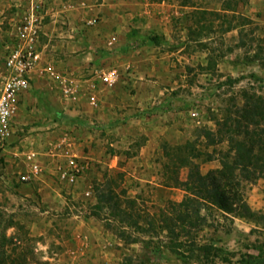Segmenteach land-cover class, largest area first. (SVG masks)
<instances>
[{
    "label": "rangeland",
    "instance_id": "rangeland-1",
    "mask_svg": "<svg viewBox=\"0 0 264 264\" xmlns=\"http://www.w3.org/2000/svg\"><path fill=\"white\" fill-rule=\"evenodd\" d=\"M16 2L0 0L2 30L25 10L26 2L19 10ZM40 17L43 57L68 70L76 90L33 80L12 135L0 145V263L196 264L166 250L158 255L152 246L167 239L163 214L193 196L176 182L189 171L179 157L203 175L231 164V138H244L231 119L245 99L264 98V0H44ZM86 51L99 56L83 61L79 54ZM93 60L117 68L112 86H90L96 97L83 81L89 69L83 63ZM258 122L248 129L257 132L264 126ZM240 124L247 126L244 119ZM177 146L185 147L172 150ZM29 152L42 171L25 182L19 171L27 169ZM69 154L86 164L73 185L56 175ZM233 176V188L260 221L199 198L202 220L192 235L231 252L230 263L214 264L264 255V172L243 177L235 170ZM105 180L122 200L133 201L141 226L154 221L149 233L129 230L135 243L119 239L118 223L85 195Z\"/></svg>",
    "mask_w": 264,
    "mask_h": 264
},
{
    "label": "trees",
    "instance_id": "trees-1",
    "mask_svg": "<svg viewBox=\"0 0 264 264\" xmlns=\"http://www.w3.org/2000/svg\"><path fill=\"white\" fill-rule=\"evenodd\" d=\"M223 10L235 11L231 8H223ZM234 17H238L236 18L238 20H247L242 16ZM236 27L230 26L228 30ZM153 40L156 41V38ZM250 99L251 97L249 100L245 99L242 105L238 106L237 119H231L235 121L236 129L238 128L240 131L243 129L242 131H244L243 139L231 138V143L236 152L231 164L224 161L220 170H213L203 175L197 166H191L186 156L179 157L182 164L189 166V171L185 181L178 182L176 180V182L182 184L193 196H185L182 201L172 205L169 213L163 214L160 220L161 228L166 231L167 239L162 244L154 242L152 246L154 253L163 255L166 250L176 259L181 260L182 263L193 261L196 264H214L216 259L230 263L228 255L231 252H227L214 242L199 243L192 235L191 230L195 225L198 226L202 220L199 214L200 208L197 206L199 198L207 200L227 213H237L241 217L260 221V219L254 218L256 212L252 211L249 205L241 199L232 183L235 170H238L243 177L255 175L257 171L259 173L264 172V126L260 127L257 132L248 129L249 125H257L260 120L264 125V98L257 96L252 101ZM243 119L247 126H241L240 123ZM201 131L206 134L207 138L212 135V132L206 129ZM167 147H163V150L169 155L170 150L166 149ZM183 147L177 146L172 150L182 151ZM93 193L96 200L94 208L99 211L105 210L106 219L118 223L115 234L124 242L135 243L138 241L137 236L129 230L135 231L137 229L138 231L141 229L149 233L150 228H153L154 221L152 219L147 222L150 228L140 225L139 218L132 211L133 201L122 200L108 180L97 182ZM106 225L109 227L111 223L108 221ZM150 243H153L152 239L146 241L147 245ZM237 264H264V255L247 253L239 258Z\"/></svg>",
    "mask_w": 264,
    "mask_h": 264
},
{
    "label": "built area",
    "instance_id": "built-area-1",
    "mask_svg": "<svg viewBox=\"0 0 264 264\" xmlns=\"http://www.w3.org/2000/svg\"><path fill=\"white\" fill-rule=\"evenodd\" d=\"M20 1L26 2L25 10L22 9L18 17L8 20L5 30L0 27V145L12 135L18 108L29 94L33 80L47 78L52 84H62L64 92L73 93L76 90L66 72L57 70L52 62L43 57L40 10L44 0H18L14 4L18 10L22 5ZM94 21L89 20L87 25ZM116 77L115 71L98 75L105 86H112ZM91 102L95 103V100ZM80 157L69 154L64 163L57 165L56 175L60 182L73 185L82 178L86 164L85 158ZM26 168L19 171L20 179L25 182L42 171L34 152L26 154ZM85 195L94 197L90 189L85 191Z\"/></svg>",
    "mask_w": 264,
    "mask_h": 264
},
{
    "label": "crops",
    "instance_id": "crops-1",
    "mask_svg": "<svg viewBox=\"0 0 264 264\" xmlns=\"http://www.w3.org/2000/svg\"><path fill=\"white\" fill-rule=\"evenodd\" d=\"M96 54L97 53H95L94 51H93V53L91 51H86L85 53H80L79 55H80L81 59L83 61H85V59H90V56L91 55H94L95 56ZM96 56L98 57L99 56V53ZM87 61H89V60H87ZM90 63L91 62H84L83 63V65H87V67L89 66V69L87 70L88 73L85 75V79L83 80V81H85L89 85V87L91 85L99 86L102 83L100 80H98V75L100 73H106L109 70L115 71L117 73V68H115V67H111V68H107V69L101 68V66L98 65V63H99L98 60H93L92 64H90ZM97 66L99 68H97ZM72 69H74V68H72ZM64 72L68 73V70H64ZM68 77L70 78V75ZM76 80L78 81L79 79H76ZM90 90H91V92L93 91L92 88ZM96 92L98 93V89H95V91L92 92V95L95 96V97L97 95Z\"/></svg>",
    "mask_w": 264,
    "mask_h": 264
}]
</instances>
